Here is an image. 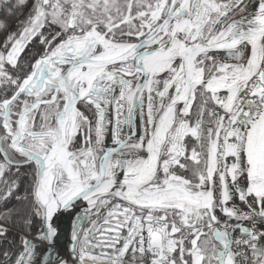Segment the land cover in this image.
I'll use <instances>...</instances> for the list:
<instances>
[{
  "label": "snow or ice",
  "instance_id": "snow-or-ice-1",
  "mask_svg": "<svg viewBox=\"0 0 264 264\" xmlns=\"http://www.w3.org/2000/svg\"><path fill=\"white\" fill-rule=\"evenodd\" d=\"M0 264H264V0H0Z\"/></svg>",
  "mask_w": 264,
  "mask_h": 264
}]
</instances>
